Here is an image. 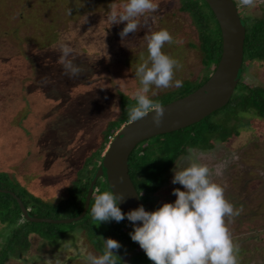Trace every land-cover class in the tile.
I'll list each match as a JSON object with an SVG mask.
<instances>
[{"label": "rangeland", "instance_id": "obj_1", "mask_svg": "<svg viewBox=\"0 0 264 264\" xmlns=\"http://www.w3.org/2000/svg\"><path fill=\"white\" fill-rule=\"evenodd\" d=\"M126 2L0 0V172L44 201L57 203L65 198L86 158L100 148L101 155L105 153L104 132L120 114V93L132 98L141 87L135 73L148 59L143 40L147 29L142 27L122 40L119 33L126 22L110 26L106 20L109 4ZM156 2L159 9L152 14L157 17L152 30L169 31L173 43H165L162 51L182 65L174 70V81L208 75L211 67L203 64L198 29L181 9L180 0ZM234 2L240 17L264 18V0H257L255 8ZM61 42L74 49L70 58L83 69L77 77L70 78L58 63ZM241 80L264 87V61L244 59ZM175 89L151 86L157 95ZM193 150L200 154L198 162L213 170L233 153L238 157L222 175L213 172L211 178L224 187L225 198L236 209L243 208L239 216L225 218L232 220L228 226L240 246L239 264H264V121L242 115L237 134L210 149ZM173 169L146 203L149 211L174 203V188L184 190L172 183ZM21 221L0 226V246ZM77 232L66 233L56 245L42 250L31 236L30 251L20 258L10 257L5 264H55L56 259L61 264H88L87 254L99 255V250ZM118 242L116 254L129 262L133 249L124 240Z\"/></svg>", "mask_w": 264, "mask_h": 264}, {"label": "trees", "instance_id": "obj_2", "mask_svg": "<svg viewBox=\"0 0 264 264\" xmlns=\"http://www.w3.org/2000/svg\"><path fill=\"white\" fill-rule=\"evenodd\" d=\"M180 7L195 23L203 64L211 69L208 75L201 74L193 80H183V86L180 88L150 97L162 105L200 87L215 70L222 51L220 27L208 3L205 0H180ZM241 18L245 25L243 60L261 58L264 61V18L254 20ZM135 103L133 98L120 93V114L109 122L104 132L103 146L108 144V138L113 137L116 130L129 122L127 108ZM245 114L264 121V87L243 83L240 73L234 91L225 105L186 127L140 141L129 154L128 171L144 205L146 206L151 196L162 187L171 170L181 157L188 153L189 148L207 150L212 148L215 142L228 140L237 134L239 120ZM101 149L86 158L77 180L68 190V195L57 203L44 201L28 192L5 172H0V189L15 193L32 216L50 219L77 216L83 209L90 181L102 162ZM96 156L97 161L94 159ZM104 191L109 189L104 177L99 176L93 186L86 213L80 219L68 222L69 224L29 222L22 217L14 196L10 192L0 191V226L15 224L22 218L0 246V264H5L10 257L20 258L29 252L32 247L31 236L37 243L39 242L37 249L42 250L47 245H56L66 233L75 230L81 239L94 243L93 246L99 250V255L104 251L103 239L124 240L134 253L130 256L129 262H125L122 256L115 253L121 259L118 264H153L139 244L131 239L129 233L133 228L126 219L99 224L93 221L90 207L94 203L95 195ZM63 224H68V227L61 229L60 226Z\"/></svg>", "mask_w": 264, "mask_h": 264}, {"label": "clouds", "instance_id": "obj_3", "mask_svg": "<svg viewBox=\"0 0 264 264\" xmlns=\"http://www.w3.org/2000/svg\"><path fill=\"white\" fill-rule=\"evenodd\" d=\"M240 5L255 8L257 0H240ZM158 9L156 0H127L119 5L109 4L106 17L110 26L126 22L119 33L122 40L142 27L147 29L143 40L146 41L148 59L136 69L135 75L140 78L141 87L132 93L136 103L127 108V115L129 122H135L154 113L152 122L156 127L162 124L164 106L150 98L151 86L157 89L183 86L182 80L174 81V70L182 65L162 51L165 43H173L172 35L167 29L152 30L157 20L152 14ZM58 51V63L63 66L65 74L70 78L79 76L83 69L70 58L74 49L68 43L61 42ZM151 95L157 93L151 91ZM113 137L108 141V146ZM188 153L173 169L172 183L180 184L184 189H173L172 194L176 196L174 203H164L155 211H146L140 205L124 213L118 206V202L124 199L123 193L111 189L95 195L90 207L91 217L98 224L111 220L120 222L126 217L133 224V230L129 233L131 239L139 244L153 264H239L240 246L234 241L228 226L232 220L226 222L225 218L239 216L243 208L236 209L225 198L224 187L211 178L213 172L217 176L222 175L231 160L238 157L233 153L213 170L207 164L198 162L200 154L193 149L189 148ZM103 241V253H88V264L121 262L115 254L121 247L120 243L112 238ZM55 264H61V261L56 259Z\"/></svg>", "mask_w": 264, "mask_h": 264}, {"label": "water", "instance_id": "obj_4", "mask_svg": "<svg viewBox=\"0 0 264 264\" xmlns=\"http://www.w3.org/2000/svg\"><path fill=\"white\" fill-rule=\"evenodd\" d=\"M213 11L222 36V51L217 66L210 77L194 91L170 101L164 106V117L159 127L154 126L152 116L124 124L114 135L103 154L88 187L83 209L79 215L69 218L50 219L32 216L17 195L10 192L17 200L22 217L29 222L68 223L80 219L88 208L93 186L99 176H103L109 191L121 192L123 201L118 202L122 212L127 213L143 205L128 171V158L133 148L142 140L186 127L199 121L212 111L225 105L230 99L242 71L243 42L245 38L244 21L238 13L234 0H205ZM133 228L132 222L128 221ZM139 224V222H137Z\"/></svg>", "mask_w": 264, "mask_h": 264}, {"label": "built area", "instance_id": "obj_5", "mask_svg": "<svg viewBox=\"0 0 264 264\" xmlns=\"http://www.w3.org/2000/svg\"><path fill=\"white\" fill-rule=\"evenodd\" d=\"M109 140H111V137H110V139Z\"/></svg>", "mask_w": 264, "mask_h": 264}]
</instances>
